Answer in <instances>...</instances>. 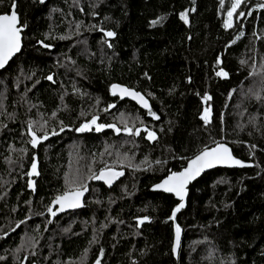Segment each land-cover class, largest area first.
I'll use <instances>...</instances> for the list:
<instances>
[{"label":"trees","instance_id":"trees-1","mask_svg":"<svg viewBox=\"0 0 264 264\" xmlns=\"http://www.w3.org/2000/svg\"><path fill=\"white\" fill-rule=\"evenodd\" d=\"M234 2L0 0L25 28L0 71V264H264V0L229 18ZM115 84L144 94L159 119L114 98ZM93 116L103 131L77 130ZM220 143L254 168L190 187L177 260L179 203L152 188ZM111 167L125 175L109 189L94 177ZM86 187L84 209L52 218L58 196Z\"/></svg>","mask_w":264,"mask_h":264},{"label":"snow or ice","instance_id":"snow-or-ice-1","mask_svg":"<svg viewBox=\"0 0 264 264\" xmlns=\"http://www.w3.org/2000/svg\"><path fill=\"white\" fill-rule=\"evenodd\" d=\"M43 3V0H41ZM242 3V0H235V2L232 4V10L228 11L227 15L229 18L233 16L234 11L237 7ZM260 7L264 8V3L260 5ZM12 11L10 14H0V68H3L5 64L8 62V60L20 50L21 47V31L22 28L18 26V16L15 11V4L12 5ZM244 13H240V16H243ZM181 18L187 22V15L186 13H181ZM160 21H153V24L159 23ZM225 27H231V19L225 23ZM108 37H112L115 35L114 32L108 31L106 33ZM45 47H48L45 45ZM111 47V45H109ZM219 75L227 76L226 72H223L222 70L220 72L216 73ZM48 80H52V76L47 77ZM119 88V91L122 95H130L133 99H137L143 107L149 108L150 115H153L155 117V113H152L150 110V106L148 104V101L142 96L140 93L131 91L127 88H120L118 85H113V94L115 95L116 89ZM205 99H210V97H205ZM110 107H114V105H110ZM208 113L209 109H205V115L201 118L205 120V122H209L208 120ZM156 119H159V117H155ZM91 124H96V118L94 117ZM89 124L82 125L78 131H86L89 130ZM106 127L105 125H97L96 131H100ZM107 127H115L114 125H107ZM63 130V129H61ZM126 132L129 134L132 133V129L128 128L125 124ZM117 132L120 131V129H116ZM29 132L32 136L31 144L33 147L37 146L40 141L41 137H37L36 132L32 130V125H29ZM53 135H56L57 133L53 131ZM136 135H139V130L136 131ZM48 133L45 132L42 139H47ZM149 139H156V135L153 132L148 133ZM217 164H224V165H239V166H245L240 160L235 159L232 154L231 150L225 146L224 144H217L216 147L212 148L211 150L205 148V150L198 156H196L193 160H191L188 164V167L185 168L181 172H173L171 175L165 179L162 184L157 185V188L163 189L165 192L174 193L181 201V203L177 206V208L174 210L172 214V219L175 218L176 212H179L180 209H182L185 204L183 201L185 200V197L187 195V185L194 180L197 176L201 174L203 170L206 168H212ZM36 163L34 162L32 164V171L33 173L36 172ZM31 174V173H30ZM38 174V173H36ZM119 175H123L122 172H112L111 170L104 171L102 170L99 174V176H96L94 178L96 179H104L106 176L109 177V183H111V179L115 178ZM83 195V192L80 190H75L72 192H66L62 196H58L54 203L60 205V210L63 211L65 208H77L81 206L80 203V197ZM49 211L51 212L52 209L49 208ZM53 215L56 213L53 212ZM147 219V218H144ZM144 221L141 220L140 223H143ZM180 238V228L179 226L176 227V240L177 244L179 243ZM97 264H100L99 260L97 261Z\"/></svg>","mask_w":264,"mask_h":264},{"label":"water","instance_id":"water-1","mask_svg":"<svg viewBox=\"0 0 264 264\" xmlns=\"http://www.w3.org/2000/svg\"><path fill=\"white\" fill-rule=\"evenodd\" d=\"M12 10H13V9H12ZM15 11H16L17 16H18V26L22 28V31H21V33H20V35H21V47H20V50H19L18 52H16V53H15V54H14V55L8 60V62L5 64V66H4L3 68H0V71H4V70L9 66V64H10L12 61H14V60H15V59L21 54V52H22V50H23V46H24L23 40H24V32H25V28H24V26H22L21 19H20V16H19V14H18V11H17V7H16V5H15ZM115 85L120 86V88H127V89H129V90H131V91L138 92V91H136V90H134V89H130V88L124 86V85H119V84H115ZM138 93H140V92H138ZM111 94H112V96H113L114 98H118V99L121 100V101H129V102H132V103H134L135 105H137L140 109L145 110V111H149V108H145V107H143L142 104H141L137 99H133L130 95H122V94L120 93V91H119V88L116 89V91H115V95H114V94H113V86H112V87H111ZM140 94H141L142 96H144V98L148 101V104H149V106H150V110H152V105H151L149 99H148L144 94H142V93H140ZM89 126H90L89 129H90V128H91V125H89ZM86 131H88V130H86ZM86 131H84V132H86ZM220 144H224L225 146H227V147L231 150V154H232V156H233L235 159L240 160V161L243 163V165H245V166L217 164V165H215V166L212 167V168H206L205 170H203L199 176H197L194 180H192V181L187 185V195H186V197H185V200L183 201V203L185 204V206H184L182 209H180L179 212H176L175 218L173 219V222H174V224H175V239H174L173 252H174V256H175V258H176L177 260L179 259L180 249H181L182 240H183V231H182L181 227H180L179 224H178V216L180 215V213H181L183 210H185V209L187 208V205H188V198H189V189H190V187H191L196 181H198L199 179H201L204 175H206L207 173H210V172H212V171H215V170H217V169L234 170V169H250V168H254V163H252V162H246V161H244V160H242V159L236 157V155L234 154L233 148H232L230 145H228V144H226V143H220ZM214 147H216V146H214ZM214 147H212V148H214ZM212 148H207V149L211 150ZM204 150H205V149H204ZM204 150H202V151H201L199 154H197L196 156L200 155ZM196 156H195V157H196ZM195 157H193L192 159H190V160L188 161V163H187V165H186L185 168L188 167L189 162H190L191 160H193ZM185 168H184V169H185ZM184 169H183V170H184ZM183 170H181V171H183ZM105 171H108V170H105ZM111 171H112V172H117V173L122 172L123 175H119V176H117V177H115V178H112V179H111V183H109V179H110V178L107 177V176H106L104 179H96L97 182H99V183H101V184H104V185H105L107 188H109V189L113 188V187H114V186H115V185H116V184H117V183H118V182L124 177V175H125V171H118V170H111ZM181 171H180V172H181ZM170 175H171V174H170ZM98 176H99V175H98ZM168 176H169V175H168ZM168 176H167V177H168ZM167 177H165L161 182H159L158 184H156V185L152 188V191H153V192H157V193H164V194H167V195L173 196V197L178 201V203L180 204V203H181L180 199H179L174 193L165 192V191H163V189H160V188H157V187H156L157 185L162 184V182H163L165 179H167ZM79 190L83 192V195L80 197V203H81V206H80V207H77V208H65L63 211H61V210H60V205L54 203V202H55V201H54V202L52 203V205H51V209H52V211H51V216H52L53 219L56 218V217H61V216H63V215H66V214H68V213H71V212L80 211V210H82V209L85 208V200H86V198H87V196H88V194H89L90 188H89V187H86V188H84V189H79ZM69 192H72V191H69ZM63 195H64V194H63ZM61 196H62V195H61ZM53 212H55L56 214L53 215V214H52ZM177 226H179V228H180V238H179V243H178V244H177V240H176V227H177Z\"/></svg>","mask_w":264,"mask_h":264},{"label":"rangeland","instance_id":"rangeland-1","mask_svg":"<svg viewBox=\"0 0 264 264\" xmlns=\"http://www.w3.org/2000/svg\"><path fill=\"white\" fill-rule=\"evenodd\" d=\"M242 1H243V0H242ZM109 108H110V109H113L114 107H110V106H109ZM204 115H205V112H204ZM204 115H203V116H204ZM211 116H212V115H211V110L209 109L208 120L211 119ZM94 117L96 118V124H93V125H94V129L96 130L97 125H101V124H102V123L99 122V121H100V117H99V116H93V117H91L90 121H86L84 124H89V125H91L90 122L92 121V119H93ZM120 117H121V121H120L121 125H124V124H126L127 122H128V123H132V120H133L132 118H129V119H128V118H126L127 116H123V115H121ZM84 124H83V125H84ZM102 125H104V124H102ZM112 125H114V126H115L114 128L117 129V127H118L117 124L113 123ZM104 128H105V127H104ZM104 128L101 129L100 131H103ZM144 128H146V127H144ZM100 131H98V132H100ZM103 170H104V171H105V170H116V168H112V167H111V168H108V169L105 168V169H103ZM99 174H100V173H99ZM99 174H98V175H99ZM98 175H96V176H98ZM79 189H80V188H77V189H74V190H72V191L79 190Z\"/></svg>","mask_w":264,"mask_h":264},{"label":"flooded vegetation","instance_id":"flooded-vegetation-1","mask_svg":"<svg viewBox=\"0 0 264 264\" xmlns=\"http://www.w3.org/2000/svg\"><path fill=\"white\" fill-rule=\"evenodd\" d=\"M148 133H149V131H146V137L148 138Z\"/></svg>","mask_w":264,"mask_h":264}]
</instances>
